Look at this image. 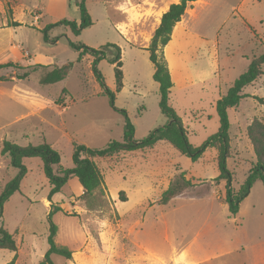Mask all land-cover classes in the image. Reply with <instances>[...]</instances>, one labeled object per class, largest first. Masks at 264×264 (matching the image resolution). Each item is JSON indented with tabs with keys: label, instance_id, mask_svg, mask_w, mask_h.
<instances>
[{
	"label": "rangeland",
	"instance_id": "1",
	"mask_svg": "<svg viewBox=\"0 0 264 264\" xmlns=\"http://www.w3.org/2000/svg\"><path fill=\"white\" fill-rule=\"evenodd\" d=\"M119 1L85 0L92 24L81 29L77 35L69 26L50 28L48 36L56 38L54 42L44 40L42 32L32 21L40 19L39 9L45 12L39 21L42 28L46 23L64 17L79 20L76 0H65L60 4L57 0H0V26L13 13L10 5H16L15 16L22 25L18 35H21L20 40L24 42L21 41L23 49L30 50L31 54L36 52L48 56L47 60H50L52 66L75 61L77 50L69 45V41L94 48L106 43L120 46L125 76L123 87L115 94L113 104L126 111L134 125V138L140 140L155 127L164 125L167 116L159 110L158 86L150 75L151 66L146 52L133 47L131 31L128 39L116 27L115 23L121 16L116 8ZM206 1L211 5L200 10L197 20L201 25L205 23L203 17L209 21L206 31L212 36L213 28L219 26L240 0ZM241 7L243 14L251 19L252 28L264 39V0H247ZM227 34L225 31L220 33L224 53L227 51ZM250 36L245 30L231 36L233 48H237V51L234 57L222 55L221 74L226 81L231 77L227 76L229 70L234 78L247 67L251 56L249 50L254 47L245 42ZM15 40L16 44L18 41ZM258 48H264V43L260 42ZM139 54L144 55L145 60ZM90 64L85 59L75 62L65 78L50 84L40 83L42 69L30 72L27 78H16L13 83L19 89L13 91L15 94L24 93L26 89L38 90L40 97L56 100L62 90L66 89L71 96H67V107L63 111L57 107L53 111L45 109L41 113L44 119H41L28 116L30 109L17 103L14 98L0 95V149L4 139L21 146L47 142L61 153L63 165L71 166L72 139L95 148L111 140H121L124 116L113 107L109 97L103 94L105 89L114 90L113 66L105 59L99 61L98 69L105 83L101 86ZM30 68L13 67L0 72L11 74L14 71L16 75ZM262 68L264 70V65ZM15 75L12 73L10 76ZM259 80L257 85L260 88L257 95H252L253 99L247 98L253 91V86L249 85L244 88L248 93L244 94L240 108L229 109V120L233 126L235 124L243 128L245 118L264 120V108L258 101V97L264 96V72ZM216 82L210 80L205 85L196 83L171 93V106L183 123L189 143L195 146L213 135L219 126L214 105L219 92L215 87ZM10 85L5 84L8 89ZM225 88L224 85L222 90ZM70 97L75 101L70 102ZM60 103L57 101V104ZM21 114H25V117H18ZM235 130L238 132L237 128ZM237 145L242 157L252 159L253 152L246 140L240 144L237 142ZM215 156L214 150L207 149L193 161L168 142L158 141L151 149L132 151L114 162L96 158L97 162L101 161L99 167L107 185L112 188L120 186L119 189H127L131 195L130 200L118 199L116 204L101 187L91 195L82 196L76 177L69 179L47 202L49 184L42 172L41 160L38 157L24 158L27 174L21 180L19 190L5 201L0 220L4 228L14 235L17 249L11 251L0 248V264H6L12 259L13 264H38L48 248V212L51 203L60 207L52 212V221L57 225L55 241L72 251L69 259L57 254L51 255L54 264H176L175 258L193 238L187 256L178 264L251 262L249 250L260 246V243L264 245V187L260 181L252 184L242 199L241 211L235 216L229 215L227 206L222 205L218 198L209 197L212 195L210 192L199 197L177 196L167 205L156 203L149 206L146 203L143 207L133 206L134 185L151 183L153 186L147 192L150 198L160 196V187L154 184L158 182L161 171L171 174L183 170L197 184V189L204 187L205 180L209 181L218 175ZM239 164L229 160L231 168ZM16 173L17 169L10 165L9 157L0 153V193ZM217 190L221 195L222 191L219 188ZM118 194L122 198V192ZM164 219L167 220V241L164 239ZM139 244L146 246L153 254L141 249ZM198 245L201 247L196 248ZM243 245L244 250L241 248ZM175 246L177 251L173 250ZM76 252L87 253L92 259L75 260Z\"/></svg>",
	"mask_w": 264,
	"mask_h": 264
},
{
	"label": "trees",
	"instance_id": "2",
	"mask_svg": "<svg viewBox=\"0 0 264 264\" xmlns=\"http://www.w3.org/2000/svg\"><path fill=\"white\" fill-rule=\"evenodd\" d=\"M192 0H180L178 3H171L168 9L162 14L160 23L154 30L149 45L144 48L148 51L149 60L153 64L152 78L158 85V106L161 113L167 116V122L164 125L155 127L145 137L137 140L134 138V125L129 120L124 109H118L114 106L113 101L115 93L123 87V69L121 60V48L114 43H106L99 47H89L83 43L69 41V45L78 51L77 61L81 56L89 54L92 56L90 67L101 86H104L103 77L98 69L100 60L105 59L113 66L114 90L105 89L103 94L107 95L116 110H119L124 116L123 136L121 140H111L102 147H88L82 143L73 141L71 150V166H64L61 162V153L47 142L38 145L28 144L21 146L15 142L4 139L0 153L2 156L9 157L11 166L17 169L16 175L10 179L3 187L0 193V220L2 219V210L5 201L20 188V182L27 174L28 168L23 162L24 158L38 157L42 162V172L49 184L48 200L52 195L59 192L61 188L72 177H76L82 187V196L91 195L94 190L101 187L103 177L96 164V158H105L115 156L121 152L135 150H146L152 148L158 141L168 142L181 154L190 157L193 161L198 159L207 149L216 152L215 162L218 168V175L205 181L204 187L197 189V184L187 179L184 172H177L171 178L168 186L164 189L158 199L159 204H167L170 199L180 194L190 196H204L211 192L212 187L223 183L224 195L222 200L227 204L229 213L235 215L239 209V203L246 196L252 184L260 181L264 187V120L252 118L245 122L244 127L237 126L238 133L231 134V122L229 120L228 110L239 104L240 100L245 97L242 90L245 86L252 83L257 77L263 74L264 50L257 55H252L245 70L238 74L230 82L226 92L221 94L215 102L216 114L219 121L217 131L209 136L202 144L195 146L189 143L185 128L179 116L169 102L170 88L172 86L171 76L167 63L163 56L162 48L169 39L171 30L184 13L187 2ZM75 5L79 10V21L71 20L66 17L55 22L46 24L40 31L43 39L54 42L56 38L48 36V30L58 25L69 26L74 34H79L80 30L91 25L92 20L86 8L85 0H76ZM236 16H233V22ZM17 25L18 23H14ZM232 31L238 28L233 25ZM230 44L231 41H229ZM74 62H68L63 65H54L50 68L44 65H33L29 70L18 73L17 78H27L30 72L42 69L40 76L41 84H50L62 80L67 75L68 70ZM19 67L17 63H4L0 67ZM5 76H0V79ZM68 94L63 89L61 95L55 100L62 102ZM258 101L264 108V96L258 97ZM246 137L253 152V159L242 157L238 149L237 142L241 136ZM229 160L240 163L237 167L229 166ZM234 168V169H233ZM239 170V171H236ZM245 173V178L239 185L237 174ZM54 207V209H53ZM60 209L59 206L50 205L48 212V248L38 264H54L51 255L57 254L64 258H71L72 251L66 246L58 245L55 241L57 225L52 221V212ZM0 248L16 251L17 244L14 235L10 233L0 222ZM15 258V257H14ZM13 260L6 264H13Z\"/></svg>",
	"mask_w": 264,
	"mask_h": 264
},
{
	"label": "crops",
	"instance_id": "3",
	"mask_svg": "<svg viewBox=\"0 0 264 264\" xmlns=\"http://www.w3.org/2000/svg\"><path fill=\"white\" fill-rule=\"evenodd\" d=\"M179 1L180 0H121L116 5V8L119 10L120 15H121L119 20H117L115 23L116 27L120 29V27L124 25L126 28H128L129 31H131L133 35L132 36L133 37L132 38L133 47H136L138 48V50H142L146 52L148 56V51L145 50L144 48H146L149 45L152 34L160 23L162 14L168 9L171 3H178ZM246 1L247 0H240L239 4L235 8H233L225 16V18H223L219 26L213 28L212 36H209V34L206 31V27H207L206 24L209 21L205 17H203L205 23L201 25L199 24L197 20L199 18L200 10L207 8L209 5H211L209 1L192 0V1L187 2L184 13L181 15L180 19L177 22H175V24L173 25L169 39L162 48L163 56L167 63V67H168V70L171 76V81H172V86L170 88V94H169L170 104H171V93L172 92L187 89L188 87L196 83H201L205 85L210 80H216L217 82L215 84V87L216 89L219 90L216 100L220 97L221 94L226 92V89L229 86L230 82L233 80V78H232V73L230 70L227 76L228 77L231 76V77L228 78L227 81L226 79L223 78V75L221 74L222 55L224 56V54H226L228 57L235 56L237 48H233L234 45L232 41L230 40V38L236 32L241 33L242 31L245 30L251 34L249 40L245 41L248 46H254L249 50L251 53V56L249 57V59L252 57V55H257L258 53L264 50V48L262 49L258 48V46H260V42L262 44L264 43L263 37L259 35L252 28V26L250 25L251 19L249 18V16H247V14L244 15L242 12V9H240L242 8L241 6L245 4ZM57 2L60 4L62 2L64 3L65 0H57ZM10 8L13 12L11 17L9 18L8 21L3 23V26H0V64L12 62V63H17L19 67H24V68L32 67L33 65L39 64V65H44L50 68L52 66V63L50 62V60H47L49 59L48 56L41 55L40 53H36V52L31 54L30 50L23 49V46L21 45V41L22 43L24 42L23 40H20L22 38L21 35H18V32L19 30H21L22 25H21V21L17 18V16H15L17 7L16 5L15 6L10 5ZM238 9H240V11ZM47 10L50 11V8H47ZM235 12H238V13L235 14ZM44 14L45 12L39 9L38 17L40 19H38V21H35V20L32 21L33 24L36 25V27L39 29L42 28L39 26V21L42 19ZM52 14L54 15V12H52ZM233 16H236V18L233 20L232 23H230V25L229 24L227 25L229 21L231 22V19ZM207 17H209V14H207ZM75 21H79V20H75ZM14 23H18V24L15 25ZM233 25L236 26V28H238L237 31L231 30V28H233ZM120 31L122 32L121 29ZM223 31L228 33L226 53L222 51L223 48L221 47L222 40L220 38V33H222ZM15 39H17L18 41L16 44L14 43L16 41ZM136 41H138L139 43L136 44L135 43ZM229 41H231L232 44H230ZM33 51H36V50H33ZM77 54H78V51H77ZM39 55H40V58H37ZM138 56L143 58V60H145L144 55L139 54ZM77 57L74 63L79 62L80 60H83V59L88 60L89 63L92 61V56H90L89 54H85L81 56L79 61H77ZM148 60H149V56H148ZM149 64L151 66V69H150V75H151L153 74V64L151 63L150 60H149ZM7 68H13V67L12 66L0 67V70L7 69ZM15 68L21 69L17 67ZM12 73H14L15 75L14 71ZM11 74L7 72L2 74L0 72V76H5L4 79L3 78L0 79V95H3V97H7V98H10V97L14 98L17 103L29 108L30 111H29L28 116H38L39 118L44 119L41 113L45 109H52L53 111L55 107H57L60 111H63V109L67 107L65 105V102H66L67 96H71L69 92L63 98V101L60 104L55 103V100L53 99L40 97L38 90L32 91V90L26 89L24 90V93L15 94L13 91L15 89H19V86L13 83L17 77L16 76L11 77L10 76ZM261 75L257 77L252 83L249 84L253 86L252 87L253 91L250 93L251 96H248L247 98H252V95H257V90L258 88H260V86L257 85V82L260 81L259 78L261 77ZM124 76L125 75H124V70H123V80H124ZM7 83L12 84L10 85L11 86L10 89H8V87L5 86V84ZM222 85L226 86L225 90H222V87H223ZM244 88L242 90V93L243 94L248 93L244 91ZM98 94H100V92ZM241 100L237 106L232 107L230 109L238 110L237 108H240ZM74 101H75L74 98L70 97V102H74ZM215 102H214V105H215ZM18 117L23 118L25 117V114H21ZM244 121L247 122L248 118L247 119L245 118ZM231 127H233V134L236 133L237 131L235 130L236 129L235 124L233 126V124L231 123ZM243 140H246L248 146L250 147V150L252 151V148L250 144L248 143L246 137H244V135L241 136V140H238L237 142H239L240 144L241 142H243ZM71 141L73 142V139ZM78 141L81 142L80 140ZM237 142L235 144H237ZM71 150H72V147H71ZM141 151H144V150H141ZM131 152L132 151L121 152L115 156L102 158V160H108V161L114 162V160L116 159L119 160L122 156L124 157V154L131 153ZM95 161L102 174V171L99 167V163L101 161L97 162L96 159ZM177 172H184V176L187 179H190L185 173V171L180 170V169L178 171H174L171 174L164 173V171H161L160 175L158 176L159 177L158 182L154 184V186L156 185L160 187L159 188L160 194L164 189L167 188L171 178ZM156 173H158V171H156ZM236 176H237V182L236 183L233 182V184L239 185L240 183L243 182L245 178V173L239 172ZM222 185L223 183L220 182L219 185L212 187L211 192H210L212 195H210L209 197L215 196L222 202L221 203L222 205L224 204L227 206V204L222 200V197L224 195ZM152 186L153 185L151 183L134 185V187L132 188L135 194L134 197L132 198L134 207H143L146 203L149 206H153L156 203H158L159 196L156 198H150V195L147 193L148 191L151 190ZM119 187L120 186L112 188L108 186L107 182L104 179L101 184V188L107 193L108 197L113 201L114 204H116L118 199H123L124 201H128L131 199V195H129V193L127 192V189H123V188L119 189ZM218 188L220 189V191H222L221 195L218 194L217 192ZM81 190H82V187H81ZM117 192L118 193L122 192V198H119V194L118 196L116 195ZM181 195L185 196L184 194H180L178 196H181ZM190 197H198V196H190ZM172 199H170L167 204H169ZM167 204H160V205H167ZM241 206H242V200L239 203V209L235 215H237L238 212L241 211ZM229 215L235 216V215H231L230 213ZM163 229H164V239L167 241L168 240L167 220L165 219L163 220ZM193 241H194V238L190 240L189 242H187L185 246H183L182 250L180 251L178 256L175 258L176 264H178V262L183 261L185 259V256H187L189 250L192 247ZM138 246L141 249L146 250L149 254H153V252L150 249H148L146 246H143L142 244H139ZM198 247H201V245L196 246V248ZM241 248L244 250L245 246L243 245ZM173 250L177 251V247L176 246L175 248L173 247ZM76 253L80 254L79 255L80 258H82V260L84 261L92 259V256L87 255V253H81V252H76ZM249 253H250L249 259L251 260V262H247L246 264H264V245L262 243H260V246L258 245L254 246L251 250H249Z\"/></svg>",
	"mask_w": 264,
	"mask_h": 264
},
{
	"label": "bare ground",
	"instance_id": "4",
	"mask_svg": "<svg viewBox=\"0 0 264 264\" xmlns=\"http://www.w3.org/2000/svg\"><path fill=\"white\" fill-rule=\"evenodd\" d=\"M120 29L122 30V32H123L125 35L128 36V33H129V29H128V28H126V27L123 25V26L120 27ZM79 255H80V254H78V253H76V254L74 255L75 260L81 261V258H80Z\"/></svg>",
	"mask_w": 264,
	"mask_h": 264
},
{
	"label": "water",
	"instance_id": "5",
	"mask_svg": "<svg viewBox=\"0 0 264 264\" xmlns=\"http://www.w3.org/2000/svg\"><path fill=\"white\" fill-rule=\"evenodd\" d=\"M46 201H47V202H49V200H48V199H46Z\"/></svg>",
	"mask_w": 264,
	"mask_h": 264
}]
</instances>
